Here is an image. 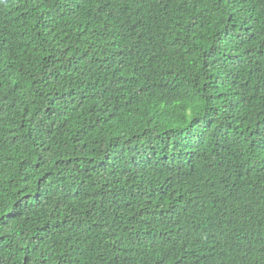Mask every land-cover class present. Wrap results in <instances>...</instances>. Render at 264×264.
Here are the masks:
<instances>
[{
  "label": "trees",
  "instance_id": "1",
  "mask_svg": "<svg viewBox=\"0 0 264 264\" xmlns=\"http://www.w3.org/2000/svg\"><path fill=\"white\" fill-rule=\"evenodd\" d=\"M0 264H264V0H0Z\"/></svg>",
  "mask_w": 264,
  "mask_h": 264
}]
</instances>
